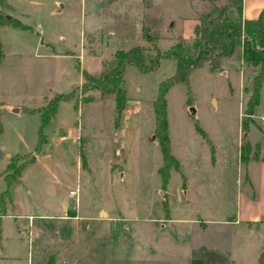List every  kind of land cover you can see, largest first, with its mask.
I'll use <instances>...</instances> for the list:
<instances>
[{
  "label": "rangeland",
  "instance_id": "rangeland-1",
  "mask_svg": "<svg viewBox=\"0 0 264 264\" xmlns=\"http://www.w3.org/2000/svg\"><path fill=\"white\" fill-rule=\"evenodd\" d=\"M8 1L13 9L4 12L24 27H0V193L7 188L5 154L34 152L39 115L28 109L43 95L78 87L81 70H104L118 49L138 45L152 55L155 47L190 41L203 3ZM210 65L191 70L186 84L165 93L177 167H169L164 183L153 100L159 83L173 74V61L160 59L146 73L125 65L126 105L117 122L112 95L59 101L44 129L47 149L36 152L20 183L8 187L0 264H45L70 247L58 264L66 257L71 264H264V79L242 132L254 69L241 59L239 44ZM59 134H65L60 142ZM244 195L254 201L252 211ZM67 221L79 232L74 241ZM104 223L111 224L108 236L99 229Z\"/></svg>",
  "mask_w": 264,
  "mask_h": 264
},
{
  "label": "trees",
  "instance_id": "trees-1",
  "mask_svg": "<svg viewBox=\"0 0 264 264\" xmlns=\"http://www.w3.org/2000/svg\"><path fill=\"white\" fill-rule=\"evenodd\" d=\"M241 4L242 0H203L201 9L196 13V22L192 28L190 41L177 40L163 51L155 47V52L152 55H145L142 47L138 45L127 50L118 49L114 51L104 70L95 73L81 70V83L78 87L68 93H55L43 106L28 109L27 112L39 115L35 149L34 152L24 156L9 157L2 172L7 188L0 193V215L5 213L4 200L8 196V187L19 181L22 169L27 164L34 162L36 152L46 143L44 129L54 116L59 101L69 100L78 95L82 101L88 102L95 94L99 97L112 95L114 121L117 122L118 116L126 104L122 78L125 65H132L139 72L146 73L156 69L160 59L174 62L173 74L159 83L153 100L154 134L161 151L162 164L159 167V173L163 183L166 182L169 167H177V161L170 154L166 132V91L175 83L186 84L191 70L204 63H209L211 68H215L221 58L233 53L237 44L240 45L241 59L254 69L250 81V92L244 103L240 120L241 131L246 132L248 122L254 115L258 104L259 91L264 79V7L261 8L257 17L247 19L242 16ZM12 9L8 0H0V27L23 28L24 25L19 20L4 12V10ZM76 105L75 102L74 107ZM242 145L249 146L245 137L242 139ZM240 159H244L241 152ZM53 262L54 257L50 255L45 264H53Z\"/></svg>",
  "mask_w": 264,
  "mask_h": 264
},
{
  "label": "crops",
  "instance_id": "crops-1",
  "mask_svg": "<svg viewBox=\"0 0 264 264\" xmlns=\"http://www.w3.org/2000/svg\"><path fill=\"white\" fill-rule=\"evenodd\" d=\"M11 4V3H10ZM262 7H264V0H242V4H241V12H242V16L244 17V18H247V19H251V18H255V17H257L258 16V14H259V11L261 10V8ZM51 97V95L47 98V96H45V95H43L42 97H41V99H40V104L39 105H37V106H35V107H33L32 109H36V108H38V107H41V106H43L45 103H46V101L49 99ZM126 105V104H125ZM10 109H11V111H13V112H17V111H19L20 109L19 108H13V107H10ZM60 129V128H59ZM65 137V134H63V135H60L59 134V138H58V141L60 142V139H62V138H64ZM49 146V149L51 148V145H48ZM45 149H47V139H46V143L45 144H43L42 146H41V148H40V150L41 151H45ZM11 155L10 154H5V157L6 158H9ZM35 161V160H34ZM28 165V164H27ZM259 168H261V169H263L264 170V163H259ZM263 176H264V173H263ZM20 183V177H19V181L17 182V183H13L12 184V186L14 185V184H19ZM241 201L244 203V205H246L247 207H249L248 208V211H252V209L254 208V201L252 200V199H250V198H248L247 196H243L242 198H241ZM7 205H9V203L7 204ZM8 213V210H6V212H5V214H7ZM7 215H9V214H7ZM12 216H15V217H18V216H20L19 214H11ZM43 216V215H42ZM73 218V217H72ZM248 219H250V218H244V220L245 221H249ZM68 220H71V219H68ZM67 223H68V225L70 226V236H71V238H72V240L74 239L75 240V234L77 235L79 232L77 231V229H76V225L72 222V221H67ZM26 225H28V222H27V224ZM110 226H111V224L110 223H104V224H102L101 226H99V229L101 228V232H102V234H106L107 236L109 235V233H110V230H109V228H110ZM95 228V227H94ZM78 236V235H77ZM103 237H104V235H103ZM98 238H102V236H100V235H98V237H97V240H99ZM73 240V241H74ZM28 242H30L31 243V241H29L28 240ZM32 245H33V242L31 243ZM71 246H73V243L71 242ZM71 248V247H70ZM68 249V248H62L61 250L59 249V250H57V251H55V254L53 255V257H54V264H58V262H59V260H60V257L63 255L64 257H65V254L68 252V253H70V251L72 250V248L71 249ZM0 258H5V256L3 257V256H1ZM65 263L66 264H71V261H72V258H68V257H66L65 258ZM36 263H37V261H36ZM35 263V264H36ZM30 264H31V261H30Z\"/></svg>",
  "mask_w": 264,
  "mask_h": 264
}]
</instances>
